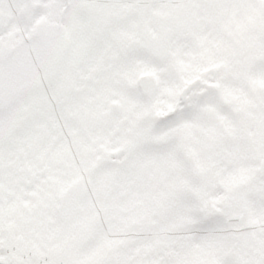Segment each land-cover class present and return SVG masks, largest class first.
I'll return each mask as SVG.
<instances>
[{
	"label": "snow or ice",
	"instance_id": "obj_1",
	"mask_svg": "<svg viewBox=\"0 0 264 264\" xmlns=\"http://www.w3.org/2000/svg\"><path fill=\"white\" fill-rule=\"evenodd\" d=\"M0 264H264V0H0Z\"/></svg>",
	"mask_w": 264,
	"mask_h": 264
}]
</instances>
